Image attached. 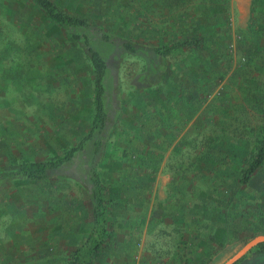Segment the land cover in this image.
I'll return each instance as SVG.
<instances>
[{
    "label": "rangeland",
    "instance_id": "374dc122",
    "mask_svg": "<svg viewBox=\"0 0 264 264\" xmlns=\"http://www.w3.org/2000/svg\"><path fill=\"white\" fill-rule=\"evenodd\" d=\"M55 1L146 48L184 33L203 44L166 55L167 84L137 91L143 58L92 35L116 121L96 165L114 231L99 264H223L264 235V163L241 181L264 138V0ZM68 35L32 0H0V164L59 156L87 134L90 66ZM85 146L52 178L0 180V264H71L92 224L74 179L91 160L92 140ZM25 228L33 237H19Z\"/></svg>",
    "mask_w": 264,
    "mask_h": 264
},
{
    "label": "trees",
    "instance_id": "16d2710c",
    "mask_svg": "<svg viewBox=\"0 0 264 264\" xmlns=\"http://www.w3.org/2000/svg\"><path fill=\"white\" fill-rule=\"evenodd\" d=\"M32 2L54 26L66 30L69 39L85 54L89 62L93 84L94 115L87 134L61 155L46 160L1 163L0 180L8 178L38 181L52 178L56 170L70 162L76 153L85 154V144L92 140V157L90 161L85 159L83 178L77 180L74 177L76 182L84 188L91 204L90 234L84 236L80 244L69 249L68 253L71 264H99L105 248L114 242V231L108 194L98 175L96 165L107 145L109 135L116 128V121L107 110L105 78L108 64L93 44L92 35H97L104 42L114 45L124 55H138L143 58L144 70L132 80V87L137 91L152 88L154 85L167 84L170 69L166 66V55L177 49L199 50L203 47L202 39L193 33H184L181 38L171 43L157 44L146 48L133 41L131 37H119L105 31L103 29L105 23L101 20V16L91 12L85 16L81 13H74L75 11L64 10L55 0H32ZM77 28L82 31L79 32ZM149 148V146L141 148V152L148 154ZM140 161L143 162V157L140 158ZM263 163L264 138L244 168L241 181L248 182ZM250 252L264 255V242L257 244Z\"/></svg>",
    "mask_w": 264,
    "mask_h": 264
},
{
    "label": "water",
    "instance_id": "95a60500",
    "mask_svg": "<svg viewBox=\"0 0 264 264\" xmlns=\"http://www.w3.org/2000/svg\"><path fill=\"white\" fill-rule=\"evenodd\" d=\"M264 242V235L256 236L246 242L242 247H240L231 257H229L223 264H234L239 261L243 256H245L252 248L257 244Z\"/></svg>",
    "mask_w": 264,
    "mask_h": 264
},
{
    "label": "crops",
    "instance_id": "0c3cea01",
    "mask_svg": "<svg viewBox=\"0 0 264 264\" xmlns=\"http://www.w3.org/2000/svg\"><path fill=\"white\" fill-rule=\"evenodd\" d=\"M20 233H19V237L21 238V237H25L26 235H30L31 237H33V235H34V231L32 230V231H30V230H26V228H25V230L24 229H20ZM22 234V235H21ZM20 242V241H19ZM19 244V243H18ZM17 247H18V252H20V255L22 256L23 254H22V250L19 248V245H17ZM69 254V253H68ZM12 255H14V254H12ZM45 263L46 264H53V259L51 258V256H46V258H45ZM33 264V263H32ZM37 264V263H36Z\"/></svg>",
    "mask_w": 264,
    "mask_h": 264
},
{
    "label": "flooded vegetation",
    "instance_id": "af4514ba",
    "mask_svg": "<svg viewBox=\"0 0 264 264\" xmlns=\"http://www.w3.org/2000/svg\"><path fill=\"white\" fill-rule=\"evenodd\" d=\"M244 257V256H243Z\"/></svg>",
    "mask_w": 264,
    "mask_h": 264
}]
</instances>
